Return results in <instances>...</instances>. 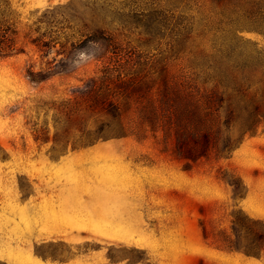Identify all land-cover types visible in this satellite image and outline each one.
<instances>
[{
	"label": "rangeland",
	"instance_id": "obj_1",
	"mask_svg": "<svg viewBox=\"0 0 264 264\" xmlns=\"http://www.w3.org/2000/svg\"><path fill=\"white\" fill-rule=\"evenodd\" d=\"M10 1L20 16V40L43 18L50 26H36L40 33L50 29V50L27 46L24 54L0 58V264H264V254L216 243L219 232L233 238V212L264 221V127L227 158L185 166L163 152L158 138L85 146L81 130H93V120L71 111L74 92L107 62L93 57L100 46L85 41L92 33L143 57H164L182 15L205 35L197 44L209 52L211 6L171 1L164 36L147 43L152 11L167 9L166 0ZM226 36L264 54L263 36L251 29L235 26ZM174 58V71L188 69L187 59ZM48 67L49 79L30 82L29 70ZM231 178L239 179L242 197L234 196ZM50 209L75 214H53L50 222Z\"/></svg>",
	"mask_w": 264,
	"mask_h": 264
},
{
	"label": "trees",
	"instance_id": "obj_2",
	"mask_svg": "<svg viewBox=\"0 0 264 264\" xmlns=\"http://www.w3.org/2000/svg\"><path fill=\"white\" fill-rule=\"evenodd\" d=\"M171 1L184 8L190 2L211 6L206 25L214 41L210 51L199 49L202 35L195 33L190 19L182 15L168 36L169 56L143 57L105 33H92L85 41L100 46L93 57L107 62L74 92L71 111L83 112L86 121L94 124L93 130H81L83 145L109 139L142 142L158 138L163 152L193 166L211 157H229L245 137L257 135L264 127V54L226 36L227 31L240 26L264 38V0H166L167 9L152 11L153 19L145 31L147 43L164 36L162 31L173 19ZM19 17L10 0H0V58L24 54L27 46L46 54L50 29L40 33L36 24H50L38 19L27 26L21 41ZM235 35L238 37L237 32ZM170 57L187 59L188 69L174 71ZM52 74L48 67L45 71L29 70L27 76L31 83H40ZM54 140H58L57 134ZM227 182L235 197L243 196L239 179ZM232 216L233 238L219 232L218 248L254 257L264 254V221L250 219L240 211ZM247 239L253 241L245 243Z\"/></svg>",
	"mask_w": 264,
	"mask_h": 264
},
{
	"label": "crops",
	"instance_id": "obj_3",
	"mask_svg": "<svg viewBox=\"0 0 264 264\" xmlns=\"http://www.w3.org/2000/svg\"><path fill=\"white\" fill-rule=\"evenodd\" d=\"M70 159H78V158H80V157H78V156H71V157H69ZM59 166V164H57L56 165V167H58ZM87 212H93V211H87ZM53 214H57L58 216H63V215H65V214H67V215H69V214H75V211H72V210H65V209H50V222H53L54 220L52 219V217H53ZM63 221V220H62ZM66 221V220H65ZM68 221V220H67ZM53 226V224H50V227H52ZM8 230V229H7ZM7 233V232H6ZM5 234V233H4ZM4 234H3V237H4ZM5 242V240L4 239H0V243H4ZM13 249H14V245H10ZM3 250L1 249V247H0V258H2V256H1V254L3 253L2 252ZM33 264H44V263H41L40 261H38V259H36L35 261H34V263ZM48 264H50V262L48 263Z\"/></svg>",
	"mask_w": 264,
	"mask_h": 264
}]
</instances>
